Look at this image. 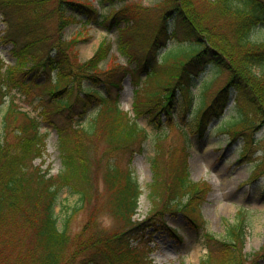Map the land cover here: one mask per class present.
<instances>
[{
  "label": "trees",
  "instance_id": "16d2710c",
  "mask_svg": "<svg viewBox=\"0 0 264 264\" xmlns=\"http://www.w3.org/2000/svg\"><path fill=\"white\" fill-rule=\"evenodd\" d=\"M104 1L110 7L124 2L102 17V24L117 28V50L125 63L109 61L108 39L80 61L78 44L85 38L79 31L64 36L80 21L77 16L96 21L98 12L87 0H0V12L8 16L2 39L10 42L12 58L6 64L0 57V264H156L146 243L131 242L145 224L134 218L141 190L129 166L149 137L137 120L146 118L156 131L150 220L159 208L190 218L194 203L209 191L207 183L191 181L186 147L169 143L165 127L180 126V116L188 113L201 136L233 98L239 124L218 126L228 140L264 129V40L252 39V32L264 27V0H160L148 35L140 24L149 22L150 8ZM131 31L140 42L123 37ZM171 41L181 48L168 49ZM210 64L228 78L209 102L207 88L202 89L201 104L194 106L193 78ZM127 76L133 86L131 112L119 105ZM17 94L56 132L61 168L54 175L34 163L45 152L48 134L40 131L37 116L16 104ZM248 138L240 160L248 152ZM62 190L78 196L73 213L89 211L74 235L56 224L54 206ZM100 211L112 228L98 224ZM198 219L190 218L193 225ZM247 224L240 212L234 223H226L222 239L205 232L207 255L198 264H245ZM250 255L264 258V244Z\"/></svg>",
  "mask_w": 264,
  "mask_h": 264
},
{
  "label": "rangeland",
  "instance_id": "374dc122",
  "mask_svg": "<svg viewBox=\"0 0 264 264\" xmlns=\"http://www.w3.org/2000/svg\"><path fill=\"white\" fill-rule=\"evenodd\" d=\"M84 1V0H80ZM86 1V0H85ZM97 10L96 21L84 22L86 19L77 16L78 21L68 26L64 32L65 37H69L76 31L81 32L85 39L78 44V58L84 61L90 58L103 39H108L112 43V51L109 61L113 63H125V58L117 50L119 34L116 27L108 28L102 24V17L107 16L112 8H119L122 3H114L112 7L104 0H87ZM136 2L150 8L149 22L145 25L140 24L143 34H151L154 25L157 23L158 3L160 0H125V2ZM113 10V9H112ZM17 16L13 15L12 20ZM7 19L0 12V57L6 64L12 63L10 56L11 44L7 39H2L7 31ZM131 24V22H130ZM124 23H120L122 27ZM11 32V31H9ZM124 38H135L140 42L142 37L135 31L125 32ZM252 39L256 41L264 40L263 29H256L252 32ZM167 48L174 50L181 48L180 43L169 42ZM161 54L164 49L160 50ZM228 73L207 65L202 72L193 78L190 87L194 96V106L201 104L202 89H206V101L209 102L213 95L225 84ZM123 89L120 94L119 105L124 111H131L132 90L130 80L125 78ZM16 104L21 109L26 110L31 116H37L38 109L32 105H27L23 97L16 95ZM179 107H183L178 102ZM176 114H179L177 112ZM180 115V114H179ZM41 132H46V149L42 157L35 160L42 170H48L50 175L56 174L60 168L59 152L57 149V135L54 128L43 121L40 116ZM190 115L180 116V126L164 128L167 133L168 142L171 144H183L187 150V163L189 177L193 182H205L209 185L206 195L196 201L194 206L196 211L191 217L198 219L197 225L191 223L190 218L179 213L169 212L159 208L150 220L151 202L149 200V185L152 182V171L150 159L154 155L153 140L156 131L152 125L147 123L146 118L140 117L137 122L144 128L149 137L143 143L140 151L135 152L130 160L129 166L140 186L141 195L138 200V208L135 218L142 224V229L135 231L138 240L131 238L132 243H146L150 249V258L156 264H198L207 255V249L203 234L210 232L216 238L222 239L225 233L226 223H234L236 217L242 212L246 215L247 228L245 236V252L248 254V261L245 264H264V258H257L253 253L264 244V129L251 130L249 134L238 135L232 142L228 140V133L218 127L223 123L235 122L239 124L241 113L232 99L224 114L213 121L203 135H199L195 128L190 126ZM255 121L250 119L249 122ZM245 123V122H244ZM237 124V125H238ZM246 125V124H245ZM182 129L185 134H181ZM248 138V152L246 157L239 159V154L243 149ZM252 140V141H251ZM258 164V171L254 165ZM99 190H102V183L95 182ZM185 198L183 199V201ZM78 205V196L71 195L66 190L59 194L56 205L54 206L57 218V227L66 229L68 233L74 235L78 233L88 217V209L76 210L73 208ZM72 213L69 218L67 216ZM150 215V216H149ZM149 216V218H148ZM97 222L105 228H112V220L102 211L97 214ZM169 229L175 230L173 235ZM250 255V256H249Z\"/></svg>",
  "mask_w": 264,
  "mask_h": 264
}]
</instances>
